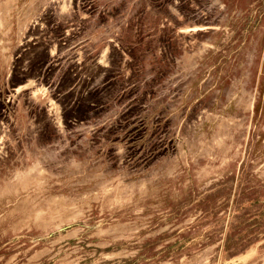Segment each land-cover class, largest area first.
Returning a JSON list of instances; mask_svg holds the SVG:
<instances>
[{
  "label": "rangeland",
  "instance_id": "obj_1",
  "mask_svg": "<svg viewBox=\"0 0 264 264\" xmlns=\"http://www.w3.org/2000/svg\"><path fill=\"white\" fill-rule=\"evenodd\" d=\"M0 264H264V0H0Z\"/></svg>",
  "mask_w": 264,
  "mask_h": 264
},
{
  "label": "trees",
  "instance_id": "obj_2",
  "mask_svg": "<svg viewBox=\"0 0 264 264\" xmlns=\"http://www.w3.org/2000/svg\"><path fill=\"white\" fill-rule=\"evenodd\" d=\"M75 81H70L69 84L66 86L68 89L67 92L69 94H75L76 88H75ZM65 88V87H64ZM80 95H82L81 92H78ZM88 97L85 98H79L77 101V104L75 106V110L79 113V115L86 116L89 111L92 109L93 105L95 103H98V98L96 96V93H89L87 95ZM64 121L66 122L68 120V113L63 116Z\"/></svg>",
  "mask_w": 264,
  "mask_h": 264
}]
</instances>
